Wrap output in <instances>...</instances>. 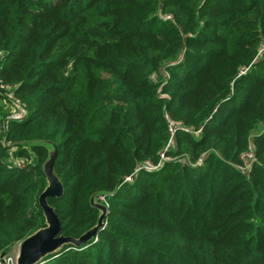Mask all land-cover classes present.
<instances>
[{"label": "trees", "instance_id": "16d2710c", "mask_svg": "<svg viewBox=\"0 0 264 264\" xmlns=\"http://www.w3.org/2000/svg\"><path fill=\"white\" fill-rule=\"evenodd\" d=\"M1 101L0 253L55 150L59 234L108 213L39 264H264V0H0Z\"/></svg>", "mask_w": 264, "mask_h": 264}, {"label": "water", "instance_id": "95a60500", "mask_svg": "<svg viewBox=\"0 0 264 264\" xmlns=\"http://www.w3.org/2000/svg\"><path fill=\"white\" fill-rule=\"evenodd\" d=\"M55 155L56 151L53 150L44 163L43 168L47 184L38 196V203L45 218V226L37 229L18 243L17 264H39L47 255L58 252L65 244L80 247L91 240L99 229L104 227V218L108 213L107 206L95 203L100 213L97 223L91 229L77 238L59 234L60 223L58 217L47 202L48 197L60 196L63 192L62 184L53 172Z\"/></svg>", "mask_w": 264, "mask_h": 264}, {"label": "built area", "instance_id": "2783aa9c", "mask_svg": "<svg viewBox=\"0 0 264 264\" xmlns=\"http://www.w3.org/2000/svg\"><path fill=\"white\" fill-rule=\"evenodd\" d=\"M18 106L16 107V110L9 116V118L14 119V120H22L25 115H26V110L22 105H19V102L16 100ZM182 127H180V124H178L175 121L172 120H168V130H169V134H170V138L169 141L167 143V147H170L173 144V140H174V135L176 133V131L178 129H180ZM184 131L186 132H191L186 128H182ZM198 132V131H196ZM252 151H247L243 154H241V161L245 160V158H247L248 163L246 162L245 164H241V165H236L238 168L245 170L248 169L252 160ZM164 154H161V159H164ZM146 168L148 169H152V166L150 164H147ZM101 200L103 199V197H100ZM105 226V224H104ZM17 259V250L11 252L10 250L7 252H3L0 253V264H17L16 262Z\"/></svg>", "mask_w": 264, "mask_h": 264}, {"label": "rangeland", "instance_id": "374dc122", "mask_svg": "<svg viewBox=\"0 0 264 264\" xmlns=\"http://www.w3.org/2000/svg\"><path fill=\"white\" fill-rule=\"evenodd\" d=\"M12 102H13V101H12ZM3 103H4V102H2V101L0 102L1 105H3ZM11 110H13V112L16 110V107L13 105V103H12V105H11ZM20 161H21V159H20ZM246 162L248 163L247 158H245L244 161L242 160V163H243V164H245ZM99 200L101 201V198H100V197H99ZM17 247H18V244L15 245V246H12L11 249H10V251L13 252V251L17 250Z\"/></svg>", "mask_w": 264, "mask_h": 264}]
</instances>
